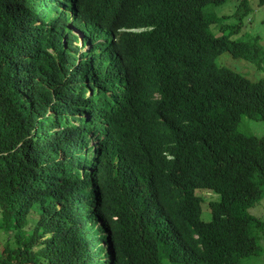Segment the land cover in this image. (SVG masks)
Masks as SVG:
<instances>
[{"label":"trees","instance_id":"obj_1","mask_svg":"<svg viewBox=\"0 0 264 264\" xmlns=\"http://www.w3.org/2000/svg\"><path fill=\"white\" fill-rule=\"evenodd\" d=\"M64 1L0 0V230L14 232L0 264H240L258 254L264 221L248 211L264 198V138L239 123L264 121V81L217 60L264 47L258 35L218 34L205 13L238 1L242 24L251 1ZM68 10L89 48L65 102L51 104L69 71L47 47ZM68 119L79 124L59 160L54 126Z\"/></svg>","mask_w":264,"mask_h":264},{"label":"rangeland","instance_id":"obj_2","mask_svg":"<svg viewBox=\"0 0 264 264\" xmlns=\"http://www.w3.org/2000/svg\"><path fill=\"white\" fill-rule=\"evenodd\" d=\"M252 3V7L254 13L251 15L249 19L245 21L243 20L242 24L240 22V16L235 15L237 12V8L239 5L238 1H228L225 4L217 7L208 6L205 9V13L209 16L215 17V23L221 27V31L218 34H225L231 40H240L244 42H249L252 40L251 35H258L262 38V46L264 47V5H260V0H250ZM250 3V5H251ZM69 28V25L68 27ZM225 28V29H224ZM224 29V30H223ZM81 46V44H80ZM55 51V50H54ZM56 52V51H55ZM219 65L226 66L236 72L241 73L252 81H264V54L256 55L251 60L245 59H235L233 56L225 52L223 53L217 60ZM71 65V64H70ZM73 66V65H72ZM74 67H76L74 65ZM73 67V68H74ZM70 69L63 70L64 73L67 71L71 72ZM70 74H66V77L61 80V84H66L69 80ZM62 92V89L60 90ZM65 98V96L63 97ZM57 100L62 101L59 97ZM53 101V99H52ZM66 113V110L64 111ZM56 120V116H55ZM79 124L78 121L73 119H68V124H63V128H57L58 125L54 126L55 137L60 140V143L67 142V131L71 127V123ZM239 129L244 134L254 135L257 137L264 138V121L250 119L247 116L243 117L239 123ZM58 155L59 160H63V152L66 151L61 145L58 147ZM197 193L203 196L212 197V193L210 191L204 192V190H197ZM248 213L262 221H264V198L261 202H259L255 207L251 208ZM202 218L206 221L210 220V214L208 212H204ZM254 236L257 237L259 244L258 254L252 255L246 259L240 261V264H264V232L259 231V229H254ZM14 239L13 231H4L0 230V244L3 246L7 241ZM2 248V247H1ZM2 252V251H0Z\"/></svg>","mask_w":264,"mask_h":264},{"label":"clouds","instance_id":"obj_3","mask_svg":"<svg viewBox=\"0 0 264 264\" xmlns=\"http://www.w3.org/2000/svg\"><path fill=\"white\" fill-rule=\"evenodd\" d=\"M62 2L66 4L64 0H62ZM62 9H63V17H64L66 15V9L64 7H62ZM67 16L70 17L67 23H66V19L64 20L62 19L61 21V23H63V27H61V31L59 33V35H61L60 40L59 38H57L53 47H50V46L47 47V51H48L47 54L51 58L52 64H54L56 67L61 68L62 70H64L65 68L63 64L69 65L70 69H72L74 65L78 66V64L80 63V58L82 56V53H85L89 48L88 46L85 45V42H84V40H86V35L84 31L81 29H78L74 25L73 16L69 12V10L67 12ZM68 25H69V28H67ZM71 58L74 59V62H75L74 65H73V61ZM74 69L75 67L73 68V70ZM73 70H71V72L68 73L70 74V77L67 83H69L71 80V74ZM65 77L66 76L62 78L64 79ZM66 84L60 83L61 86H59V88L57 89V93L62 95V97H59L62 100V102H65L66 100L65 98H63L65 96V93L67 92V87H65ZM61 89H62V92H60ZM51 93H52V99H53V101L51 99V104H54L55 101H60V100H57L56 91L52 90ZM51 112H52V109H51ZM66 113H69L68 108H66ZM57 128H60V129L63 128V124H59V127ZM59 144L60 145L67 144V142H64V143L59 142Z\"/></svg>","mask_w":264,"mask_h":264}]
</instances>
